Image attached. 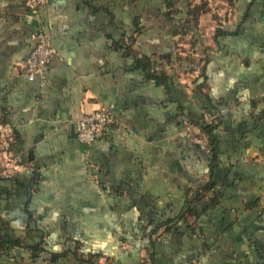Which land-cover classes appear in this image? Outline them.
<instances>
[{
  "label": "crops",
  "instance_id": "crops-1",
  "mask_svg": "<svg viewBox=\"0 0 264 264\" xmlns=\"http://www.w3.org/2000/svg\"><path fill=\"white\" fill-rule=\"evenodd\" d=\"M126 1L47 0L31 15L25 0H0V147H6L0 171L17 167L14 184L0 180V235L13 234L22 246L43 235L56 252L54 237L64 221L105 253L117 247L121 221L127 219L129 234L138 238L152 229L149 219L175 215L185 190L208 175L207 156L190 147L183 128L185 116L195 121L201 114L194 89L205 60L201 91L219 109L228 167V228L211 224L207 246L159 238L156 262L264 264V0L251 7L250 0H190L200 41L172 35L151 17L136 36V3ZM212 2L226 8L210 16V32L202 31V11ZM39 25L56 54L42 78L28 81L17 67L34 47ZM141 58L146 70L136 66ZM100 106L111 109L115 125L87 147L73 123ZM30 182L27 202L18 183ZM130 220L146 224L134 229ZM20 251L0 250V264H41L29 247ZM133 252L111 264H140L149 253Z\"/></svg>",
  "mask_w": 264,
  "mask_h": 264
},
{
  "label": "trees",
  "instance_id": "trees-1",
  "mask_svg": "<svg viewBox=\"0 0 264 264\" xmlns=\"http://www.w3.org/2000/svg\"><path fill=\"white\" fill-rule=\"evenodd\" d=\"M128 2L136 3V14L132 18L136 25L134 30L136 36L143 33L145 28L143 22L151 17L163 20L165 22L164 24L167 25L165 27L172 35L183 32L191 35L197 41L202 39V36L198 33L195 26L196 14L194 8L190 6V0H127L126 3ZM255 2L256 0H250L248 6H254ZM25 7L32 15L26 6V0ZM198 8L200 9L203 7ZM219 34L221 35V33H218L215 37L217 38L220 36ZM226 34V32H222V36ZM130 36L132 37V35ZM203 63L198 76L202 81L196 84L194 89L195 93L198 94L202 100L203 106L201 114L195 121L185 116L187 120L186 123L188 127L191 128L186 130L185 124L183 128L185 130L184 135L186 137V142L190 147L197 152L199 150L201 154L207 156L208 175L207 180L197 182L185 190L181 206L175 215L160 220L149 219L147 221V226H150L152 229L148 232V235L138 238L129 234L131 228L128 227L127 219L121 221V223H118L116 226L118 228L115 231L117 232L115 240L118 245L112 251L105 253L100 252L99 248H94L92 246V241L87 242L88 238H86V236L83 238L80 235H75L71 230H67L68 226L64 221H60V226L63 227V231L59 235L57 234V237H54L56 238V252H51L50 249L46 248V245H48V237H44L43 235H40L38 239L31 243H25L24 246H22L21 238H16L13 234L0 235V250L4 249L7 254L10 253L14 254V256H18V254L22 253L20 250H24V247H29V249H31L29 252L30 258L35 259L41 257V264H101L99 259L102 256L108 258V261L104 264H111L110 260L116 259L119 254L121 257H126L128 252L134 253L133 251H135L139 253V250L144 248L147 249L149 253L142 258L139 257L140 264H158L155 257V243L159 238L162 239L164 236L171 235L175 240L176 238H182L181 240L187 242L188 239H191L195 241V244L198 243L199 245L207 246L208 243L206 241L207 236L205 232H207L211 224L214 225L216 230H225L223 228L227 229L228 218L226 215L228 214V208L223 206V198L228 193V167H225L227 161L222 155L224 146H222V140L218 132V128L221 124L220 115L218 113L219 109L214 106L211 100L201 91V88L206 82L205 66ZM136 66L140 69H147V65L143 63V58L137 60ZM151 76L157 80V83L160 82L166 88H170V84L167 85L166 83V77L155 73ZM196 80L194 82H196ZM107 108L112 114L111 109L109 107ZM216 111H218V115L215 113ZM205 114L211 115L212 117L206 120L204 117ZM113 125H115V119L111 124L106 126L104 134L97 140L103 138L107 129ZM199 139L204 143L203 148L196 142ZM93 143L91 145H93ZM5 151L6 147L3 148L2 146V152L4 154ZM1 168L0 180H10V182L14 184L15 181L13 182V180L15 179L11 178L16 174L15 171L17 167H13L12 170L8 166H3ZM2 171L4 172L2 173ZM29 178L33 180L31 175ZM8 182L9 181H7V183ZM224 185L225 187H223ZM18 186H20L28 202L31 197L32 182H30L29 185L18 183ZM26 206L27 205H25V207ZM25 210H27V208H25ZM215 210H217L216 214L218 216L220 215L221 220L217 219L218 216H212ZM129 222L134 229H139L146 224L141 220H130ZM159 230H162V232L157 235L156 232ZM129 245L132 246L131 251L125 249V246Z\"/></svg>",
  "mask_w": 264,
  "mask_h": 264
},
{
  "label": "built area",
  "instance_id": "built-area-1",
  "mask_svg": "<svg viewBox=\"0 0 264 264\" xmlns=\"http://www.w3.org/2000/svg\"><path fill=\"white\" fill-rule=\"evenodd\" d=\"M46 1L47 0H26V6L32 14L37 15L46 4ZM34 39L36 43L28 57L17 67V72L28 81H33L37 77L42 78L49 62L56 54L41 25H39ZM204 117L208 120L212 116L205 114ZM113 121L114 117L110 110L105 106H100L87 113H83L73 123L76 138L81 144L90 146L95 140L104 134L106 126ZM185 128L187 130L189 127L186 125ZM196 142L199 143L200 147H204L202 140L199 139ZM2 153L0 147V159L4 158ZM5 167L7 166L5 165ZM3 172L4 171H2V173Z\"/></svg>",
  "mask_w": 264,
  "mask_h": 264
},
{
  "label": "rangeland",
  "instance_id": "rangeland-1",
  "mask_svg": "<svg viewBox=\"0 0 264 264\" xmlns=\"http://www.w3.org/2000/svg\"><path fill=\"white\" fill-rule=\"evenodd\" d=\"M202 3V1H201ZM220 3V2H219ZM222 4H216L215 2H212L211 4H209L208 7H206L204 9V11H202V18H201V23H202V31L204 29V31H207V32H210V29H209V24L211 23V20H213L214 18L213 17H210L213 12L216 10V9H219L220 10H224L226 7H218V6H221ZM216 6V7H215ZM229 7V6H228ZM228 7H227V10H228ZM227 16H228V11H227ZM221 17V16H220ZM221 19V18H220ZM222 21V20H221ZM187 48L188 46V43H185L182 47H185Z\"/></svg>",
  "mask_w": 264,
  "mask_h": 264
}]
</instances>
